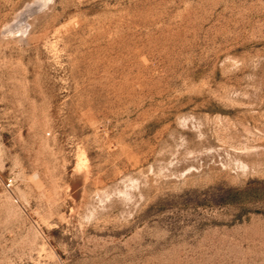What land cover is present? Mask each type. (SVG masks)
I'll list each match as a JSON object with an SVG mask.
<instances>
[{
    "label": "rangeland",
    "instance_id": "obj_1",
    "mask_svg": "<svg viewBox=\"0 0 264 264\" xmlns=\"http://www.w3.org/2000/svg\"><path fill=\"white\" fill-rule=\"evenodd\" d=\"M0 264H264V0H0Z\"/></svg>",
    "mask_w": 264,
    "mask_h": 264
}]
</instances>
